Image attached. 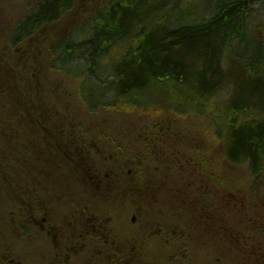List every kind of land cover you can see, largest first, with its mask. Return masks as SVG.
I'll use <instances>...</instances> for the list:
<instances>
[{"label": "flooded vegetation", "instance_id": "flooded-vegetation-1", "mask_svg": "<svg viewBox=\"0 0 264 264\" xmlns=\"http://www.w3.org/2000/svg\"><path fill=\"white\" fill-rule=\"evenodd\" d=\"M10 51L0 52V264H264V194H214L228 189L195 170L180 180L186 192L152 194L123 154L134 147L97 146L100 129L71 123L68 106L53 108L36 81L25 100L4 73ZM96 150L109 163L97 164Z\"/></svg>", "mask_w": 264, "mask_h": 264}, {"label": "trees", "instance_id": "trees-1", "mask_svg": "<svg viewBox=\"0 0 264 264\" xmlns=\"http://www.w3.org/2000/svg\"><path fill=\"white\" fill-rule=\"evenodd\" d=\"M249 3L215 0V16L203 23L187 24L174 15H169L166 22L160 20L168 13L166 0H112L84 12L93 24L90 38L77 42L74 34L63 35L51 45V51L62 66L82 61L88 80L94 82L89 94L93 89L92 98L96 92L101 97L110 95L113 102L108 106L145 108L153 100L161 106L165 98L158 91L161 95L170 93L174 114L190 108L208 112L216 137L224 140L226 159L235 165H247L255 181L252 193H258L257 184L264 183V40L251 34ZM78 9V0H39L29 15L16 24L15 45L24 47L30 39H38L41 29L63 24L66 16L72 17ZM39 43L33 49L39 50ZM104 75L112 78L105 82ZM98 83L109 85L96 87L100 86ZM153 93L158 96L149 101ZM158 124L151 127L150 134L146 126V134L129 137L127 142L134 147L130 151L133 162L140 164L137 178L150 181L152 194H159V189H164L166 195H175L180 188L186 192L184 178L192 171L201 179L210 175L212 168L219 169L210 164L211 158L197 150L206 146L205 139L195 137L188 142L172 125L164 126L161 120ZM123 128L127 129L125 134L135 130ZM100 134L106 135L102 131ZM213 175L217 188L228 189L213 190L214 194L234 192L237 188L244 193L243 186L231 187V179L228 183L220 173ZM161 180L165 181L164 188ZM200 192L205 193L202 189ZM166 203H170L167 198Z\"/></svg>", "mask_w": 264, "mask_h": 264}, {"label": "rangeland", "instance_id": "rangeland-1", "mask_svg": "<svg viewBox=\"0 0 264 264\" xmlns=\"http://www.w3.org/2000/svg\"><path fill=\"white\" fill-rule=\"evenodd\" d=\"M38 1L39 0H0V28L2 29L0 30V52L5 50L8 54H12L10 51L11 49L14 54V60L16 61H11L8 57L4 73L5 76L8 75L9 78H11L10 81L13 82L15 75V81L23 84L21 92L26 93L24 97L26 101L30 98L29 93L31 92L28 84H30L31 81H36L37 84H40L37 85V91L39 94L40 91L43 92L41 97H44L48 104H52L53 108H55L54 105L64 104L68 106L71 123L75 122L76 125H80L81 127L82 125L84 127L87 126V131L90 132L93 131V128H95V130L98 128L102 133H106V135L102 134V136L100 134L101 137L96 139L98 142L97 146L103 147L112 146V142L115 147H118L119 144H121V146L130 147L132 145L129 146L127 144L129 137L134 139V136H138L141 133L146 134V126V132L150 134L152 132L151 127L155 123H157V126L160 125L158 121L161 120L164 126L165 124L172 125L183 140L186 139L188 142H191L195 137L205 139L207 142L206 146L204 145L202 148H197V150L204 153V157L206 155L209 160L212 159L210 164L213 165V167L219 168H212V172L220 173L227 179L228 183L231 179V187L235 186L237 188L238 186H243L245 193H252L255 181L249 174L247 165H235L226 159L224 154V140L217 136L219 138L218 140L216 137L213 130V121L208 112L204 114L201 110L196 112L190 108L186 109L187 112L182 113H178L174 110L176 112V114H174L171 111L173 109L171 108L170 102H173L170 93L165 94L164 92L163 95H161L162 93L158 91H156V93L165 98L161 101L164 102V104L161 103V106L156 105L159 101H151L152 96H158L155 93L148 97L152 105H146L145 108L136 106L132 109H122L116 105L108 106L107 103L113 102L110 95L104 94L103 97H101L100 94L96 92L97 94L92 98L93 89L89 94V86L94 82H91L92 79L88 80L89 77L85 74L87 70L86 65L82 61L76 60L70 65L63 66L58 64L57 57L53 56V52L51 51V45L58 43L60 41V36H67L68 34L70 36L71 33L74 34V38L77 42L90 38L93 24L89 20L88 15H84V12L91 11L95 8H101L112 0H78V13L72 17L66 16L65 21H62L63 24L45 26L41 29V32L39 31L41 33L38 37L39 40L35 39L32 45H29L31 39L29 42L27 41L28 39L24 41L28 42L24 47L14 45V28L16 24L29 15ZM249 1V11L247 12L249 29L255 39L264 40V0ZM166 2H168V6L166 7V12L168 13L162 17V19L160 18L163 22H166L165 19H167L169 15H174L176 19L178 18L180 21L186 22L187 24L194 22L203 23L216 14L214 8L215 0H166ZM35 43H39V50H36V63H34L33 60L31 63L35 66V70H33V66H31V68H28L30 65L26 67L27 64H29V60L25 51L32 50L31 48H33ZM3 46H5L6 49ZM19 49H21V51H19ZM19 52H23V55L21 53V59H19ZM115 55L116 54H114V56ZM20 67L22 68L21 72H19ZM103 78L105 82H108L112 77L104 75ZM98 84L100 86L97 85L96 87H101L103 85L108 87L109 85ZM171 91L175 92V89ZM95 120L97 121L94 122ZM124 126H129L135 130H132V133L129 132L125 134L127 129L123 128ZM77 130H79V128H77ZM109 133H111L112 136H109ZM114 133H116L117 136H114ZM75 134L76 132L71 133V141L76 139ZM87 136L88 134L85 133L84 137ZM130 150L131 149L128 148L123 152H130ZM108 154H106L104 150L101 152L96 150V153L93 152V160L96 161L97 164L101 163V165L105 161L109 163L108 157L111 156V153ZM222 167H224V170H220ZM228 170L229 173L226 175ZM255 192L264 194V183L259 184L258 191L255 190Z\"/></svg>", "mask_w": 264, "mask_h": 264}]
</instances>
